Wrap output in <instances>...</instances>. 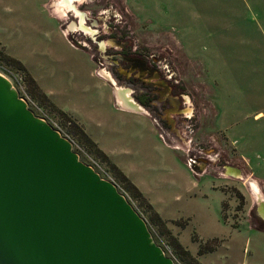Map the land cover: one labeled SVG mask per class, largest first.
<instances>
[{
  "label": "rangeland",
  "instance_id": "1",
  "mask_svg": "<svg viewBox=\"0 0 264 264\" xmlns=\"http://www.w3.org/2000/svg\"><path fill=\"white\" fill-rule=\"evenodd\" d=\"M82 1L186 95L183 139L144 112L55 0H0V61L34 78L32 100L128 193L176 264H264V0ZM123 88L141 111L120 104Z\"/></svg>",
  "mask_w": 264,
  "mask_h": 264
},
{
  "label": "water",
  "instance_id": "2",
  "mask_svg": "<svg viewBox=\"0 0 264 264\" xmlns=\"http://www.w3.org/2000/svg\"><path fill=\"white\" fill-rule=\"evenodd\" d=\"M116 95L141 111L128 89ZM0 264H176L119 187L2 74Z\"/></svg>",
  "mask_w": 264,
  "mask_h": 264
},
{
  "label": "flooded vegetation",
  "instance_id": "3",
  "mask_svg": "<svg viewBox=\"0 0 264 264\" xmlns=\"http://www.w3.org/2000/svg\"><path fill=\"white\" fill-rule=\"evenodd\" d=\"M57 1L60 5H67L64 0H55L54 6ZM83 3L74 0L71 8L69 5L60 8L67 16H71L69 27H77L81 38L93 45L96 58L104 62L103 65L109 68L119 83L133 89L134 100L143 106L144 112L155 122L163 125L167 135L183 139L185 127L181 123L191 118L188 115L191 107L185 102L186 95L180 93L168 73H164L152 56L134 47L127 31L108 22L106 27L109 30L106 32L100 26V20L94 16L95 11L89 16L87 11L81 9ZM191 125L189 128L194 129L195 124Z\"/></svg>",
  "mask_w": 264,
  "mask_h": 264
},
{
  "label": "built area",
  "instance_id": "4",
  "mask_svg": "<svg viewBox=\"0 0 264 264\" xmlns=\"http://www.w3.org/2000/svg\"><path fill=\"white\" fill-rule=\"evenodd\" d=\"M0 74L4 75L12 84L14 88H16L20 94V97H22L27 103L28 106L40 117L47 120L49 123H51L56 129H58L64 136H66L61 127L58 125V123L53 120L48 114H46L42 108H40L31 98V96L28 94L27 88H26V78L25 75L19 71H17L14 68L9 67L8 65L4 64L2 61H0ZM67 137V136H66ZM70 139V138H69ZM71 140V139H70ZM72 141V140H71ZM73 142V141H72ZM74 145V143H73ZM81 157V155H80ZM95 169L96 167L93 166ZM97 170V169H96ZM99 172V171H98ZM100 173V172H99ZM101 174V173H100ZM122 192V191H121ZM128 199L130 200V197L127 192H122ZM163 249L165 250L166 254L173 258V260L176 263V258L172 254L170 246L167 244L162 243L161 245Z\"/></svg>",
  "mask_w": 264,
  "mask_h": 264
},
{
  "label": "trees",
  "instance_id": "5",
  "mask_svg": "<svg viewBox=\"0 0 264 264\" xmlns=\"http://www.w3.org/2000/svg\"><path fill=\"white\" fill-rule=\"evenodd\" d=\"M13 63L17 64L19 68L23 69V65L20 61L15 60L12 58L11 60ZM27 80H30L31 83H34V78H32L31 76H27L26 78ZM32 92L33 95L36 96V94H41L43 96V98L47 99V95L44 94L43 92H41V90L38 88V86L35 84L32 87ZM72 125H74L77 128V132L75 133H79L80 134V139L81 141L89 148L90 151L98 154H104V152L102 150H99L96 146V143L90 138V136H88V134L76 123V122H71ZM105 155V154H104ZM131 189V187H129Z\"/></svg>",
  "mask_w": 264,
  "mask_h": 264
},
{
  "label": "bare ground",
  "instance_id": "6",
  "mask_svg": "<svg viewBox=\"0 0 264 264\" xmlns=\"http://www.w3.org/2000/svg\"><path fill=\"white\" fill-rule=\"evenodd\" d=\"M74 0H64L65 3H72Z\"/></svg>",
  "mask_w": 264,
  "mask_h": 264
}]
</instances>
